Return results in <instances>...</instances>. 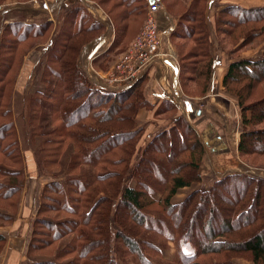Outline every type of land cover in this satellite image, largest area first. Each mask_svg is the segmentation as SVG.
I'll use <instances>...</instances> for the list:
<instances>
[{
	"label": "trees",
	"instance_id": "1",
	"mask_svg": "<svg viewBox=\"0 0 264 264\" xmlns=\"http://www.w3.org/2000/svg\"><path fill=\"white\" fill-rule=\"evenodd\" d=\"M94 1L115 29L110 46L94 59L95 68L105 71L139 34L137 28L129 42L138 16L147 17L149 1ZM6 2L0 0V10ZM162 2L180 16L171 40L184 96L204 97L215 61L207 0H193L188 7L185 0ZM65 10L56 16L55 31L54 22L36 12L41 21L15 20L2 33L0 155L9 162L3 173L9 179L0 182V208L9 213L0 214V226L14 221L26 185L14 97L20 98L16 86L26 57L38 46L44 52L34 72L50 88L30 95L24 135L29 141L22 142L34 150L38 172L49 179L33 221L31 264H240L239 258L264 264V177L230 173L174 203L180 190L202 181L206 150L198 130L179 114L174 100H164L154 116L169 124L138 148L145 131L138 115L154 106L146 96L147 74L124 90L96 87L83 62L86 49L106 35V23L94 20L81 2ZM215 30L220 48L232 59L240 57L264 44V7L226 6ZM263 84L264 53L234 60L223 79L241 111L238 152L247 165L264 159ZM5 242L0 233V251ZM171 245L176 249L172 263L163 259Z\"/></svg>",
	"mask_w": 264,
	"mask_h": 264
},
{
	"label": "crops",
	"instance_id": "2",
	"mask_svg": "<svg viewBox=\"0 0 264 264\" xmlns=\"http://www.w3.org/2000/svg\"><path fill=\"white\" fill-rule=\"evenodd\" d=\"M192 1L185 0L186 6L188 7ZM80 2L88 7L93 14L94 20L99 19L106 23L109 35L113 31L114 26L109 22L104 8L94 0H30L29 3L22 4L17 0H7L4 5L5 8L1 9L0 13L4 17L13 13L10 19L5 20V24H8L17 19L16 12H22V9H26L24 10L26 12L29 11L23 20L27 23L41 21L42 19H39L36 13L40 12V18L46 16L49 17L50 21L54 22L55 31L58 24L57 14L66 5H70L65 8L69 9L73 4ZM230 5H240L245 8H259L264 7V0H207L206 20L211 32L210 50L215 61L208 93L204 97L186 98L184 96L179 74L177 78L174 76L173 71L175 69H173L171 59L157 62L154 68L147 73L148 79L145 83L146 96L152 104L158 107L164 100H174L179 105V114L183 113L198 130L200 139L206 150L200 168L202 175L201 190L211 187L209 185L213 180L211 176L215 173L223 174L228 171L237 170L240 160L238 144L242 131L240 120L241 112L236 96L228 92L223 86V79L229 70L230 64L234 60L242 58L259 59L264 53V44H261L258 48L252 51L247 50L240 57L232 59L220 48L215 30L216 20L220 11ZM157 16L161 30L164 31L161 48L164 52L176 54L177 50L172 43L171 35L178 26L180 16L170 12L163 2ZM112 37L114 38V32ZM113 38L102 39V42L99 41L86 49L87 56L83 64L90 78H95L98 73L103 71L95 68L94 59L110 46ZM43 52L38 46L29 52L19 75L20 80L23 78L26 80L29 78L30 80L33 77L32 75H34L35 68L42 59ZM24 103L25 99L21 95L20 98H17L15 95L14 105L17 110L19 107L20 109L23 108ZM26 109L27 105L25 111ZM14 110L16 111L15 107ZM154 112V110L149 109L142 110L137 118L139 125H144L146 129L153 126L154 130H156L157 124H154L156 120ZM17 126L19 128L18 124ZM21 144H23L22 149L25 160L26 185L22 190L19 210L17 215L14 216V221L12 224L0 226V233H3L6 237L4 248L0 251V264H31L27 251L32 236L33 221L35 220L41 203L43 187L47 182L43 178L34 179L33 174L30 178L28 177L34 171L35 164L37 166V162H35L36 154L34 150L24 147L25 144L22 142V139ZM232 144L236 146L234 147ZM208 168L212 172L210 178L208 176ZM30 179H33V181L29 185ZM204 180L206 181L204 182ZM203 183L209 186H205Z\"/></svg>",
	"mask_w": 264,
	"mask_h": 264
},
{
	"label": "rangeland",
	"instance_id": "3",
	"mask_svg": "<svg viewBox=\"0 0 264 264\" xmlns=\"http://www.w3.org/2000/svg\"><path fill=\"white\" fill-rule=\"evenodd\" d=\"M39 3H41V1H39ZM44 4H45V2H44ZM74 5V4H73ZM72 5V6H73ZM67 6H70V5H66L60 12H59V14L63 11V12H65L66 10H65V8L67 7ZM108 7H110V6H107L105 9H108ZM7 8V7H6ZM14 12H16V11H14ZM12 14L13 13H11V14H9V15H7L6 17H4V18H0V44H1V40H2V33H3V31H4V29H5V26H6V24H5V20L6 19H10L11 18V16H12ZM26 14H22L21 12H18L17 14H16V17H17V19L16 20H24V16H25ZM146 16H147V14H146ZM42 19H44V18H42ZM108 19H109V16H108ZM144 20V21H143ZM15 21V20H14ZM137 22L135 23V26L137 25V27L136 28H134V35L131 37V39L129 40V42L135 37V35L138 33L137 31H136V29L138 28V31L140 30V32L143 30V28H144V25H145V21H146V17H145V19H144V16H138V19L136 20ZM110 22V21H109ZM143 24V25H142ZM112 25L114 26V24L112 23ZM141 25H142V28H141ZM139 28H141V29H139ZM113 30H115V29H113ZM133 30V29H132ZM131 30V31H132ZM140 32H139V34H140ZM112 34H113V31L112 32H110V34L108 35V29H107V34L105 35V37L103 38V40L104 39H108V38H113L112 37ZM138 34V35H139ZM50 35H51V32H50ZM137 35V36H138ZM106 36H107V38H106ZM115 36V35H114ZM48 38H49V35L47 36ZM48 38H47V40H48ZM137 38V37H136ZM135 38V39H136ZM134 39V40H135ZM102 40V41H103ZM134 40H133V42H134ZM101 41V42H102ZM128 42V43H129ZM133 42H131V43H133ZM34 43V42H33ZM31 75H32V73H31ZM33 77L29 80V78L26 80L25 78H23V79H21L20 80V76H19V78H18V81H17V88H16V90L19 92V94L25 99V103H24V106H23V108H21L20 109V107L18 108V110H17V108H16V106L14 105V107H15V109H16V112L18 113L19 112V110H20V113H18V115H16L17 116V119H18V123H19V126H20V129H21V132H22V135H23V137H22V141H26V140H28V136H24L25 135V133H26V128H27V116H28V103H29V98H30V95L32 94V92L33 91H36V90H39V89H41L42 91H48L49 90V88H50V86L49 85H47V84H44L42 81H41V78L39 77L38 78V75H37V73L35 72L34 73V75H32ZM29 77H30V75H29ZM37 78V79H36ZM26 105H27V109H26V111H25V107H26ZM160 106V105H159ZM158 106V107H159ZM158 107H156V105H154V106H152L151 108H149V109H151V110H157V108ZM241 112V111H240ZM16 113V114H17ZM240 115H241V113H240ZM240 120H241V125L243 126V123H242V117H240ZM5 120H3L2 122H4ZM154 124H157V129L156 130H154V127L153 126H151L150 128H148V129H146L145 128V131L142 133V135H141V139H140V142H139V145H138V148L140 147H143L147 142H148V140H150L156 133H158L159 132V130H160V128H162V127H165V126H167L168 124H169V122L165 119V117H158V118H156V120L154 121ZM144 126V125H143ZM145 127V126H144ZM262 127H264V126H260L259 128H262ZM242 128V127H241ZM153 131V132H152ZM29 141V140H28ZM25 144V143H24ZM232 146H236L235 144H232ZM25 148H26V145L24 146ZM23 147V148H24ZM239 157V156H238ZM138 158H139V153H136V155L134 156V158H133V160H134V162H136L137 160H138ZM240 159V158H239ZM242 161V160H241ZM241 161L239 160V165L237 166L238 168H237V170H233V171H228V172H225V173H223V174H214L213 176H211V177H213V180L211 181V183L209 184L211 187L215 184V182L217 181V180H219V179H222V178H224L227 174H230V173H236V172H240V173H246V174H254V175H257V176H263L264 177V159H260V160H258L256 163H254V162H252V163H254V164H250V165H247V164H245L244 162H242L241 163ZM7 164H6V163ZM3 161V156L2 155H0V182H1V184H3V183H5L8 179H9V177L8 176H6V175H4L3 173L5 172V168L7 169V165H8V161ZM35 162H37V159L35 160ZM205 165H206V163H205ZM9 166V165H8ZM206 166H208V165H206ZM208 170H209V178H210V175L212 174V172H211V170L208 168ZM33 174V178L34 179H37V178H43V180L45 181V180H48L49 179V177H47V176H43L44 174H43V172L41 171V173H39L38 172V168H37V166H36V164H35V169H34V171H32V173L31 174H29L28 175V177L30 178V176ZM58 176V175H57ZM31 181H33V179H30V181H29V185H30V183H31ZM206 180H204V182H205ZM202 182V181H201ZM201 182H199V183H192V185L190 186V187H187V188H185V189H182V190H180L179 192H178V194L174 197V199H173V202L174 203H179V202H181V201H183L186 197H188L193 191H195V190H197V189H201ZM35 184V183H34ZM205 186H209V185H206L205 183H203ZM210 187V188H211ZM209 188V189H210ZM203 190H208V188L207 189H203ZM7 203V202H6ZM9 204V203H8ZM3 213V214H2ZM4 213H9V211H6L5 209H2V208H0V214H1V216H3L4 215ZM1 222H4V220L3 219H1V217H0V224H1ZM121 248V245H120V247H119V249ZM122 249H120V251H121ZM175 251H176V249H175V246L174 245H171L170 246V250L169 249H167V250H165L164 251V253H163V259L164 260H166V261H168V262H170V263H172L173 262V260L172 259H174V260H176L175 259V256H176V253H175ZM119 255V259L121 260V261H124V256H123V253H119L118 254ZM177 258V257H176ZM202 260V259H201ZM236 262L237 263H240V264H251L248 260H246V259H242V258H239V259H237L236 260Z\"/></svg>",
	"mask_w": 264,
	"mask_h": 264
},
{
	"label": "built area",
	"instance_id": "4",
	"mask_svg": "<svg viewBox=\"0 0 264 264\" xmlns=\"http://www.w3.org/2000/svg\"><path fill=\"white\" fill-rule=\"evenodd\" d=\"M161 7V0L149 1L143 30L108 70L98 73V78H90L96 87L106 91L124 90L145 76L157 62L166 59H171L174 76L178 77L180 65L177 53L170 54L161 48L164 31L161 30L157 16Z\"/></svg>",
	"mask_w": 264,
	"mask_h": 264
},
{
	"label": "flooded vegetation",
	"instance_id": "5",
	"mask_svg": "<svg viewBox=\"0 0 264 264\" xmlns=\"http://www.w3.org/2000/svg\"><path fill=\"white\" fill-rule=\"evenodd\" d=\"M114 35H115V30H114ZM178 56V55H177ZM144 77V76H143Z\"/></svg>",
	"mask_w": 264,
	"mask_h": 264
}]
</instances>
